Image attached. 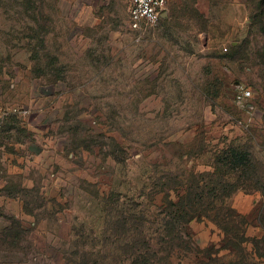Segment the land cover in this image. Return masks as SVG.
<instances>
[{"label":"rangeland","instance_id":"374dc122","mask_svg":"<svg viewBox=\"0 0 264 264\" xmlns=\"http://www.w3.org/2000/svg\"><path fill=\"white\" fill-rule=\"evenodd\" d=\"M166 1L139 35L129 0H0V264H123L133 229L157 237L168 201L204 186L231 193L204 195L218 210L172 262L264 264L257 0Z\"/></svg>","mask_w":264,"mask_h":264},{"label":"trees","instance_id":"16d2710c","mask_svg":"<svg viewBox=\"0 0 264 264\" xmlns=\"http://www.w3.org/2000/svg\"><path fill=\"white\" fill-rule=\"evenodd\" d=\"M253 18L255 23L259 25L260 31L264 34V0H257ZM261 58L264 65V52ZM230 193L231 191H227L225 186L221 188L204 186L203 188L199 187L194 192L178 195L177 200L171 199L168 201L169 208L163 222L160 224L157 237L148 238L146 234H143V225L133 229L135 232L134 236L123 245L125 246L123 248V264H174L172 258L177 253L195 250L191 241L192 235L189 233V227L194 219L199 214H208L212 209L218 210L216 207H210L212 201L205 202L204 199L206 197L204 198V195L207 194L209 198L211 195L214 200L218 198L223 201L225 197L230 196ZM168 195L170 196L169 193ZM198 203L206 204V206L201 208L202 212H199ZM219 210L224 211L223 222H219V225L233 239L232 245L238 247L241 243L248 242L249 237L246 234L245 223L241 221L245 226H242L244 229L239 230L234 223L231 224L230 222L233 221L234 216L239 215L237 211L225 205H222ZM221 211L216 213V218L221 214ZM226 219L228 222L225 221ZM87 264L97 263L95 261Z\"/></svg>","mask_w":264,"mask_h":264},{"label":"built area","instance_id":"2783aa9c","mask_svg":"<svg viewBox=\"0 0 264 264\" xmlns=\"http://www.w3.org/2000/svg\"><path fill=\"white\" fill-rule=\"evenodd\" d=\"M128 27L142 35L150 27L157 25L163 19V13L167 9L166 0H129ZM227 49V48H226ZM251 94L250 90L241 92L238 101L241 103L244 98ZM9 109L0 107V129L4 127V122Z\"/></svg>","mask_w":264,"mask_h":264},{"label":"crops","instance_id":"0c3cea01","mask_svg":"<svg viewBox=\"0 0 264 264\" xmlns=\"http://www.w3.org/2000/svg\"><path fill=\"white\" fill-rule=\"evenodd\" d=\"M129 4H130V2H129ZM129 7H130V5H129ZM128 18H129V11H128ZM128 18H127V20H128ZM235 206H236V205H235ZM237 207H238L239 209H241V207H239V206H237ZM242 210H243V209H242ZM251 233H252V234H256L257 231L255 232L254 229H252V230H251Z\"/></svg>","mask_w":264,"mask_h":264},{"label":"water","instance_id":"95a60500","mask_svg":"<svg viewBox=\"0 0 264 264\" xmlns=\"http://www.w3.org/2000/svg\"><path fill=\"white\" fill-rule=\"evenodd\" d=\"M167 16V12L165 11L164 13H163V17H166Z\"/></svg>","mask_w":264,"mask_h":264}]
</instances>
